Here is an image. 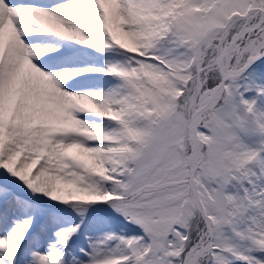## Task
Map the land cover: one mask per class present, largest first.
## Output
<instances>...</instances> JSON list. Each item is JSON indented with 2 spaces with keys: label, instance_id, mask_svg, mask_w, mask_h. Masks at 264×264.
<instances>
[{
  "label": "snow or ice",
  "instance_id": "6c2138e0",
  "mask_svg": "<svg viewBox=\"0 0 264 264\" xmlns=\"http://www.w3.org/2000/svg\"><path fill=\"white\" fill-rule=\"evenodd\" d=\"M0 264H264V0H0Z\"/></svg>",
  "mask_w": 264,
  "mask_h": 264
}]
</instances>
